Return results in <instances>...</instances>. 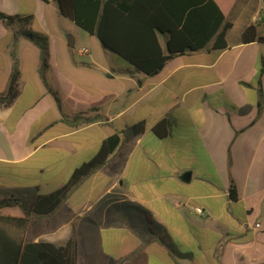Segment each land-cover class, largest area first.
Listing matches in <instances>:
<instances>
[{
	"label": "crops",
	"instance_id": "crops-1",
	"mask_svg": "<svg viewBox=\"0 0 264 264\" xmlns=\"http://www.w3.org/2000/svg\"><path fill=\"white\" fill-rule=\"evenodd\" d=\"M216 1L230 24L226 48L213 38L146 76L127 61L58 58L68 24L56 2L0 0L1 13L31 16L27 28L49 37L46 84L40 49L23 37L13 42L20 25L0 21V94L11 51L19 71L18 96L0 104V174L14 183L5 180L0 194L50 193L104 139H120L52 216L29 222L31 241L62 245L74 236L77 264H90L82 238L100 264L264 263V42L241 39L251 24L264 37V0ZM77 114L92 121H65ZM161 121L164 138L154 132ZM0 213L22 216L17 207Z\"/></svg>",
	"mask_w": 264,
	"mask_h": 264
},
{
	"label": "trees",
	"instance_id": "trees-1",
	"mask_svg": "<svg viewBox=\"0 0 264 264\" xmlns=\"http://www.w3.org/2000/svg\"><path fill=\"white\" fill-rule=\"evenodd\" d=\"M47 1V0H44ZM61 15L77 27L94 35L105 49L126 60L138 72L154 76L159 66L178 54L204 48L214 38L213 47L226 48L225 36L229 23H224L226 13L216 0H53ZM31 16L8 15L0 12V21L7 25L18 24L13 30V42L20 37L33 42L40 50L39 74L43 81L44 71L49 66V37L34 33L27 28ZM165 41L166 51L160 42ZM244 43L264 37L258 36L256 26L251 24L243 32ZM13 64L8 86L0 94V104L8 106L18 96L19 71L17 60L11 51ZM59 103V100L57 99ZM261 108V104L258 105ZM258 111H260L258 109ZM69 124L78 125L91 119L77 114ZM158 124L154 128L157 136L164 138L165 131ZM144 127L139 123L132 127L138 133ZM116 134L104 139L96 154L76 167L68 182L56 190L36 194L31 199L7 195L0 197V211L6 207H17L22 216L0 213V264H77V241L74 236L62 245L47 240L28 242L25 240L28 224L33 219L52 216L75 186L98 167L106 163L109 154L119 144ZM235 182L231 179L229 196L237 200ZM264 264V263H262Z\"/></svg>",
	"mask_w": 264,
	"mask_h": 264
},
{
	"label": "rangeland",
	"instance_id": "rangeland-1",
	"mask_svg": "<svg viewBox=\"0 0 264 264\" xmlns=\"http://www.w3.org/2000/svg\"><path fill=\"white\" fill-rule=\"evenodd\" d=\"M65 23L68 24V30L66 32H63V39H64V47L66 49L63 50L62 54H58V58H70V59H89V60H108V61H117L118 63L121 61H126L123 58L117 56L116 54L110 52L108 49H105L101 42L98 40V38L94 35H90L87 33V31L75 26L73 23H71L70 20L64 19ZM71 38L73 40L72 46L69 45L68 39ZM80 48L87 49V53L84 54H78L77 51ZM127 64V62H124ZM5 180L8 183L14 184L11 182V178L6 179L4 174H0V188L2 189L4 186ZM7 195L6 192L1 193L0 196ZM10 210V209H7ZM16 208H13L10 210V212L15 211ZM128 214H131V210L127 211ZM134 218V215L131 216ZM32 225H35V222H32ZM32 226V227H33ZM32 227L30 231L27 232L25 240L28 242L31 241V237L33 236L32 233ZM80 250L81 254L84 256L83 258L88 261L90 264H100L98 260H93V251L90 248V245L88 246V242L84 240L83 238L80 239ZM106 248L108 250H111V245L109 243H105Z\"/></svg>",
	"mask_w": 264,
	"mask_h": 264
},
{
	"label": "built area",
	"instance_id": "built-area-1",
	"mask_svg": "<svg viewBox=\"0 0 264 264\" xmlns=\"http://www.w3.org/2000/svg\"><path fill=\"white\" fill-rule=\"evenodd\" d=\"M87 49H85V48H80L78 51H77V53L78 54H84V53H87ZM194 211L195 212H197L199 215H202L203 214V211L200 209V208H198V207H195L194 208Z\"/></svg>",
	"mask_w": 264,
	"mask_h": 264
},
{
	"label": "water",
	"instance_id": "water-1",
	"mask_svg": "<svg viewBox=\"0 0 264 264\" xmlns=\"http://www.w3.org/2000/svg\"><path fill=\"white\" fill-rule=\"evenodd\" d=\"M68 43L69 45L72 46L73 44V40H71V38L68 39ZM162 67V65L159 66V69ZM184 178L186 181H188V179L190 178V171H187L185 174H184Z\"/></svg>",
	"mask_w": 264,
	"mask_h": 264
}]
</instances>
